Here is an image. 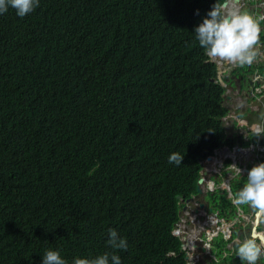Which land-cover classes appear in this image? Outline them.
I'll use <instances>...</instances> for the list:
<instances>
[{
    "label": "trees",
    "instance_id": "16d2710c",
    "mask_svg": "<svg viewBox=\"0 0 264 264\" xmlns=\"http://www.w3.org/2000/svg\"><path fill=\"white\" fill-rule=\"evenodd\" d=\"M222 2L39 0L0 14V264H41L47 249L67 264H188L179 197L226 140L224 90L192 31ZM110 228L126 249L106 243Z\"/></svg>",
    "mask_w": 264,
    "mask_h": 264
},
{
    "label": "clouds",
    "instance_id": "9594fccd",
    "mask_svg": "<svg viewBox=\"0 0 264 264\" xmlns=\"http://www.w3.org/2000/svg\"><path fill=\"white\" fill-rule=\"evenodd\" d=\"M256 1L264 2V0ZM38 4L39 0H0V14L12 8L15 10V14L22 18L31 13ZM262 20H264V16L254 17L239 11H225L222 4H214L192 32H194L196 40L208 57L239 66L251 65L258 55ZM255 132L257 135L261 134V128L258 125L255 127ZM168 160L169 163L180 164L183 156L178 152H173L169 155ZM239 165L241 164L237 161L226 166V169L229 172V180L232 181V176V179H235L233 184L241 188L233 193L232 189H226L227 185H225V187L217 189V192H214V196L223 197L222 192L229 191V196L234 205L247 204L256 209L258 214H264V161L253 165L248 170L245 184L240 178L242 169ZM202 174L203 170L201 169ZM238 176L239 178H237ZM216 177L221 179L222 172L217 173ZM239 179L240 183H236V180ZM206 188L207 191H212L215 188V183L211 180L208 181ZM190 213L192 215V211ZM207 217L208 219L205 222L214 220L216 217L215 212H211ZM223 217L228 220L227 217ZM195 218L197 219L196 213L190 218L192 224H195ZM261 219H264V215ZM261 219L257 225V231L264 236V226L261 225ZM229 221L237 226L233 218ZM254 226L255 221L246 228V231L253 232ZM201 232H204V234L192 246L191 256L187 254L185 257L188 264H203L202 261L208 264L205 259L209 260V264H257L260 259V261L264 260V239L256 235L248 238L238 236L240 240L235 241V237L229 234L225 240H219V236L225 232L224 227L213 228L208 225L197 226L195 224L194 229L187 231L180 238L182 250L185 253L187 246L191 244V240L195 236H199ZM229 241H235V254L237 256L235 258L231 257L232 259L234 258L231 263H225L223 252ZM106 243L114 249H126L127 247L125 238L119 236L117 231L111 228L108 229V240ZM220 246H224V249H219L218 247ZM41 264H67V262L61 256L59 250L47 249L41 257ZM72 264H121V259L114 253L111 257H109L108 253H104L92 259L75 257Z\"/></svg>",
    "mask_w": 264,
    "mask_h": 264
},
{
    "label": "flooded vegetation",
    "instance_id": "af4514ba",
    "mask_svg": "<svg viewBox=\"0 0 264 264\" xmlns=\"http://www.w3.org/2000/svg\"><path fill=\"white\" fill-rule=\"evenodd\" d=\"M225 3L226 6H223L225 11H239L243 13L242 10L246 9V13L252 16L254 14L255 17L264 16V2L256 0H226ZM239 6L241 9L238 8ZM250 11L254 12V14H251ZM260 36L258 55L251 65L239 66L219 59L207 58L208 62L216 66V78L210 80L218 82L224 90L221 94V104L226 109V115L221 117V120L226 131L225 145L228 146V150L230 148L234 149L230 153H235L236 148L241 149L237 160L241 164L239 165L242 169L240 178L244 184L247 182L248 170L253 165L264 161V145L262 144L264 142V20L261 21ZM257 125L261 128L260 135H255L252 132H255ZM253 137H256L257 143L251 141ZM225 149L226 147L222 148L221 153L224 154ZM226 158L225 160H230L233 157L229 155ZM230 161L232 162V160ZM204 174L205 179L203 183L197 184L196 192L199 193L195 196V201L193 199L187 201V203H191L196 207V209L191 210L192 215L194 216L196 213L198 219L195 218V224L199 226V221L207 220V216L211 212H215V215L227 217L228 220L225 219L226 223L231 218L235 219L234 216L239 214L243 217L246 216L245 223L240 222L237 226L230 223L227 226H233L237 229L238 235L236 237H250L252 233L246 231V228L254 222L257 211L254 210L252 212V209L250 210L251 206L247 204L234 205L229 196V191L222 192L223 199L217 203H213L211 200L214 197V192L217 191L213 189L210 192L203 193L202 188L207 190L208 169H206ZM217 179L214 175L209 180L214 182ZM227 180L230 185L229 188L232 189L233 193L241 188L233 184L235 179H232V176V181L228 178ZM221 227H224V225Z\"/></svg>",
    "mask_w": 264,
    "mask_h": 264
},
{
    "label": "bare ground",
    "instance_id": "6f19581e",
    "mask_svg": "<svg viewBox=\"0 0 264 264\" xmlns=\"http://www.w3.org/2000/svg\"><path fill=\"white\" fill-rule=\"evenodd\" d=\"M225 1L226 0H223V2L222 3H224V5L223 6H226V3H225ZM236 1V0H235ZM239 9H241V7L239 6L238 7ZM243 11V13H246L247 12V10L245 9V10H242ZM251 12V14L253 13L254 14V12H252V11H250ZM254 17H255V15H254ZM258 49H259V47H258ZM251 72H252V70H251ZM253 133H255V135H257L256 134V132H254V131H252ZM225 133H226V131H225ZM224 147H226V149H227V145H224V146H222L221 148H218V149H216L215 151H214V154L213 155H211V156H208L205 160H203V161H201L200 162V165L203 163V167H201V169L203 170V174L200 176V178H203V179H205V172H206V169H208V176H207V178H208V181H210L209 179L210 178H213V176L215 175L216 176V174L217 173H219V172H222V178L221 179H218V183H219V185H218V187L219 188H221V187H225V185H227V187H225L226 189H229V182H228V180H227V178L229 179V172H228V170L226 169V166H227V164H229V163H234V162H237L238 160V156H239V153L241 152V149L240 148H236V152L235 153H230V152H232V151H234V149H225V153L223 154V153H221V151H222V148H224ZM220 152V153H219ZM219 153V154H218ZM229 155H231L233 158L232 159H230V160H232V162L230 161V160H225V159H227L226 157H228ZM209 158H211V159H209ZM227 161V162H226ZM217 178V177H216ZM215 183V182H214ZM218 187H216V184H215V190H217L218 189ZM197 191V190H196ZM202 191H203V193H206L207 192V190L205 189V188H202ZM199 192H195L194 194H192L190 197H188V198H183V197H181L180 199H179V206H181V208H183V210H184V213H183V215H182V217H181V213H180V210H179V215H180V221H179V223L176 225V230H177V228H179L180 230H183V231H185V232H187V231H190V230H192V229H194L195 228V226H193V225H195V224H192L191 222H190V218H191V213H190V211L192 210V209H196V207L193 205V204H191V203H187V201L189 200V199H195V196L198 194ZM211 197V196H210ZM222 199H223V197H222ZM221 199V200H222ZM195 201V200H194ZM213 203H217V202H219L220 201V199L218 198V197H216V196H214L213 197V199L211 200ZM186 205V206H185ZM236 207H240V206H236ZM237 209V208H236ZM252 209V212H254V210H256V209H254V208H252V207H250V210ZM201 211V210H200ZM264 214H258L257 212H256V214H255V220L254 221H256V218H257V220H260L261 219V217L263 216ZM245 217L246 216H242V215H239V214H236L235 216H234V220L236 221V223L238 224V223H240V222H242V223H245ZM223 218V216L222 215H220V220ZM226 219V218H225ZM220 220H216L217 222H215V221H213V220H211V221H208V222H200V225H208V226H211V227H213V228H221V226L222 225H224V229H225V232L221 235V237L223 238L224 237V235H225V233H226V230L227 229H233L234 227L233 226H231V227H228L227 225L228 224H230L231 222H222L221 223V221ZM261 223H263L262 225L264 226V219H261ZM178 231V230H177ZM179 233V232H178ZM252 234H251V236H253V235H256V236H262L263 238H264V236H263V234L262 233H259V231H257V229H254V231L253 232H251ZM204 234V232H201V234L199 235V236H195L192 240H191V244L190 245H188L187 246V249H186V255L187 254H189L190 252H192L193 251V245H194V243L198 240V239H200V237H201V235H203ZM258 234V235H257ZM180 235V234H179ZM181 237H183V236H180V238ZM220 238V237H219ZM220 240V239H219Z\"/></svg>",
    "mask_w": 264,
    "mask_h": 264
},
{
    "label": "crops",
    "instance_id": "0c3cea01",
    "mask_svg": "<svg viewBox=\"0 0 264 264\" xmlns=\"http://www.w3.org/2000/svg\"><path fill=\"white\" fill-rule=\"evenodd\" d=\"M239 238L238 237H236L235 238V241H237ZM240 240V239H239ZM235 241L234 242H230L229 241V243L227 244V246H226V248H225V251L223 252V257H224V259H225V263H231L232 262V260H234V258L237 256L236 254H235V252H236V244H235ZM224 246H220V247H218L219 249H221V250H223L224 248H223ZM225 253H227V255H225ZM234 257L233 259L231 258V257ZM261 260V259H260ZM258 261L257 262V264H262V261Z\"/></svg>",
    "mask_w": 264,
    "mask_h": 264
},
{
    "label": "rangeland",
    "instance_id": "374dc122",
    "mask_svg": "<svg viewBox=\"0 0 264 264\" xmlns=\"http://www.w3.org/2000/svg\"><path fill=\"white\" fill-rule=\"evenodd\" d=\"M214 182H215V184H216V187H218V185H219V183H218V179L215 180ZM236 183H240V179H239V180H236ZM218 189H219V187H218ZM218 198H219L220 201H221L222 197H218ZM235 209H236V208H235ZM234 212H235V210H234ZM180 213H181V217H182V215H183V213H184V210H183V208H181V206H180ZM216 220H217V221L220 220V215H216V217H215V219H214L213 221L217 222ZM203 222H204V221H202V223H203ZM199 223H200V222H199ZM217 223H218V222H217ZM221 223H222V222H221ZM193 226H195V225H193ZM210 227H211V226H210ZM177 230H178L180 236H184V234L186 233L185 231L180 230L179 228H177ZM233 231H234V234L238 235V231H237V229H236L235 227L233 228ZM221 235H222V234H221ZM221 235L219 236V237H220V238H219L220 240L224 239V238L221 237ZM189 254H190V256H191L192 252H190ZM205 261L209 264V260H208V259H205ZM262 262H264V260H263ZM202 263L205 264L204 261H202Z\"/></svg>",
    "mask_w": 264,
    "mask_h": 264
},
{
    "label": "water",
    "instance_id": "95a60500",
    "mask_svg": "<svg viewBox=\"0 0 264 264\" xmlns=\"http://www.w3.org/2000/svg\"><path fill=\"white\" fill-rule=\"evenodd\" d=\"M236 1H237V0H236ZM209 159H211V158H209ZM239 164H240V163H239ZM201 167H203V163L201 164ZM200 175H201V172H200ZM203 181H204V179H203V178H200L199 181H198V185H199V184H202ZM198 191H199V189H198ZM209 220H210V219H209ZM258 223H259V220H257V218H256L254 229H257V225H258ZM254 229H253V231H254ZM259 237H260L261 239H264L261 235H260Z\"/></svg>",
    "mask_w": 264,
    "mask_h": 264
}]
</instances>
